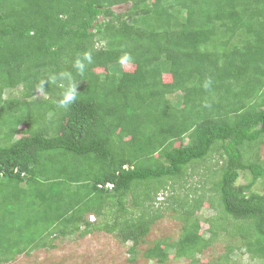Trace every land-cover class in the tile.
Instances as JSON below:
<instances>
[{"label": "trees", "instance_id": "trees-1", "mask_svg": "<svg viewBox=\"0 0 264 264\" xmlns=\"http://www.w3.org/2000/svg\"><path fill=\"white\" fill-rule=\"evenodd\" d=\"M263 140L264 0H0V264L94 231L133 254L165 191L181 236L145 259L231 264L196 258L222 233L264 260Z\"/></svg>", "mask_w": 264, "mask_h": 264}, {"label": "rangeland", "instance_id": "rangeland-1", "mask_svg": "<svg viewBox=\"0 0 264 264\" xmlns=\"http://www.w3.org/2000/svg\"><path fill=\"white\" fill-rule=\"evenodd\" d=\"M124 8L122 7V10ZM260 156L264 159V140L260 146ZM198 172L201 174L203 171L200 169L194 174L190 180V184L193 186H201L200 183L202 182L199 181L201 177ZM239 182L245 183L246 180L242 176ZM187 189L182 187L179 193L181 196L183 193H187L190 198L191 193ZM259 191H262L261 186L259 187ZM169 194V191L160 194L155 208L157 207L163 211L162 217L157 219L150 227L148 234L137 246L133 254L129 251L131 242L123 243L113 234L104 231H94L84 237L78 236V234H74L72 237H59L54 241V248L33 249L32 251L18 255L13 261L5 264H157L154 260L145 259L143 252L158 240H165L168 243L177 241L182 231L183 223L180 214L173 210L174 206L171 204V207L169 206L168 209L164 210L168 203H160ZM215 214L216 210L207 208H202L198 213L197 217L201 221L199 232L205 238H209L210 236L208 224L205 220ZM90 216H87V220L92 222L93 220H91ZM96 222L97 220L94 221V223ZM230 246L233 247L231 252L227 250ZM169 251L170 259L166 264H188L189 261L186 259H173L174 250L169 249ZM226 254L231 264H259L264 261L257 257H252L245 246L241 244L238 237L226 236L222 233L210 243V246L197 254L196 258L202 262H215Z\"/></svg>", "mask_w": 264, "mask_h": 264}, {"label": "clouds", "instance_id": "clouds-1", "mask_svg": "<svg viewBox=\"0 0 264 264\" xmlns=\"http://www.w3.org/2000/svg\"><path fill=\"white\" fill-rule=\"evenodd\" d=\"M87 55V54H86ZM131 59V57L129 56V55H127V54H125L122 58H121V63H125L126 61H128V60H130ZM73 99V94L71 93V92H69L68 94H66L65 95V97H64V101H63V103H67V102H69V101H71ZM91 220H93V219H91Z\"/></svg>", "mask_w": 264, "mask_h": 264}, {"label": "built area", "instance_id": "built-area-1", "mask_svg": "<svg viewBox=\"0 0 264 264\" xmlns=\"http://www.w3.org/2000/svg\"><path fill=\"white\" fill-rule=\"evenodd\" d=\"M93 219V216H90Z\"/></svg>", "mask_w": 264, "mask_h": 264}]
</instances>
